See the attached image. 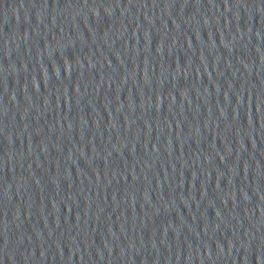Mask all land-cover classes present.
I'll return each mask as SVG.
<instances>
[{
	"label": "water",
	"instance_id": "1",
	"mask_svg": "<svg viewBox=\"0 0 264 264\" xmlns=\"http://www.w3.org/2000/svg\"><path fill=\"white\" fill-rule=\"evenodd\" d=\"M0 264H264V0H0Z\"/></svg>",
	"mask_w": 264,
	"mask_h": 264
}]
</instances>
